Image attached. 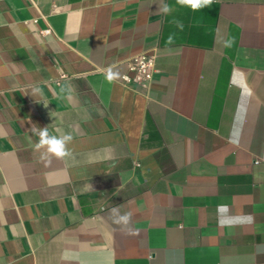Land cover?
Instances as JSON below:
<instances>
[{"label": "crops", "instance_id": "1", "mask_svg": "<svg viewBox=\"0 0 264 264\" xmlns=\"http://www.w3.org/2000/svg\"><path fill=\"white\" fill-rule=\"evenodd\" d=\"M145 53L146 91L105 79ZM32 125L73 158L40 161ZM109 261L264 264V0H0V264Z\"/></svg>", "mask_w": 264, "mask_h": 264}, {"label": "clouds", "instance_id": "2", "mask_svg": "<svg viewBox=\"0 0 264 264\" xmlns=\"http://www.w3.org/2000/svg\"><path fill=\"white\" fill-rule=\"evenodd\" d=\"M213 3L214 0H175L176 5L184 8H189L192 11H200L204 8H209L213 5ZM159 11L163 15L168 16L174 11V8L168 3H161ZM172 23H174L177 28L181 30L183 29V24L181 21L174 19ZM173 43L174 35H169L166 40V44L171 45ZM234 43V38L230 37L223 41V46L225 48H231ZM120 77L121 73L119 71L114 70L112 67L107 68L105 73V79L108 82H115L120 79ZM61 91L63 92L64 89H61ZM32 92L33 95L41 94V90L39 88H34ZM45 107H47V105H45ZM29 131L33 136L38 137V140L33 145V151L39 153L40 161L50 163L52 158L60 160H67L73 158V150L70 145L72 144L74 137L70 132L61 135L52 134L50 133L49 126L39 127L37 125H32ZM241 133L242 122L239 127L233 128L230 135V142L234 145L238 144ZM217 212L218 216L223 217L218 219V223L221 226L232 228L238 225L251 224L254 222V217L251 214L237 213L235 215H229L227 204L218 205ZM109 215L114 225L119 226L128 234H138L136 231H134L132 227L133 212H121V206L117 205L113 206L109 210ZM63 258L66 260L75 259L74 256L67 253L64 255ZM108 264H111V261H109Z\"/></svg>", "mask_w": 264, "mask_h": 264}, {"label": "built area", "instance_id": "3", "mask_svg": "<svg viewBox=\"0 0 264 264\" xmlns=\"http://www.w3.org/2000/svg\"><path fill=\"white\" fill-rule=\"evenodd\" d=\"M155 59L145 53L130 59L127 69L121 74L119 83L126 87H138L147 90L151 87L155 72Z\"/></svg>", "mask_w": 264, "mask_h": 264}]
</instances>
